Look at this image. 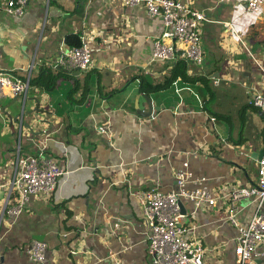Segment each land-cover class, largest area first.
Masks as SVG:
<instances>
[{
  "label": "crops",
  "instance_id": "1",
  "mask_svg": "<svg viewBox=\"0 0 264 264\" xmlns=\"http://www.w3.org/2000/svg\"><path fill=\"white\" fill-rule=\"evenodd\" d=\"M180 1L207 16L203 63L185 61L188 75L205 81L179 78L148 95L144 79L162 83L184 60L153 57L165 28L143 5L30 0L17 17L6 11L10 0H0V69L31 75L26 97L0 100V264H34L27 255L34 241L47 243V264H151L135 193L175 191L185 163L218 195L256 184L264 112L250 102L264 95V5L254 13L248 0ZM70 35L89 44L90 71L57 65ZM146 96L155 107L150 117L139 115L149 111ZM39 148L66 174L50 199L31 197L12 217L18 154L36 156ZM182 206L187 238L203 244L205 264H237L228 201L195 210L183 199ZM241 207L238 220L246 226L256 205ZM259 253L264 264V244Z\"/></svg>",
  "mask_w": 264,
  "mask_h": 264
},
{
  "label": "built area",
  "instance_id": "2",
  "mask_svg": "<svg viewBox=\"0 0 264 264\" xmlns=\"http://www.w3.org/2000/svg\"><path fill=\"white\" fill-rule=\"evenodd\" d=\"M30 0H10L6 11L22 17ZM124 7L143 5L150 17L158 18L164 25V32L155 40L153 57L163 61H174L178 56L188 63L201 66L204 60L201 28L207 21L204 12L198 11L180 0H114ZM264 0H248L247 9L257 13ZM81 46L72 47L62 53L57 64L70 71L86 72L94 66L92 50L85 39ZM219 85L218 80H214ZM31 88V75L21 76L0 69V100L11 94L26 97ZM250 106L264 112V95L256 93ZM102 133L107 132L102 129ZM66 174L64 168L47 157L42 148L35 156L18 154L15 174L10 185L9 197L15 196L16 203L8 214L18 217L25 203L31 197L50 199L56 192L60 179ZM208 179L196 178L189 170L188 163L176 173L177 189L164 193L157 189L135 193L142 205L148 228V255L151 264H205L206 249L200 241L187 238L183 224V199L190 201L195 210L215 207L219 200L228 201L227 221L238 230L235 255L237 264H263L259 248L264 244V156L258 161V178L250 187L232 186L220 195L207 186ZM189 185H194L190 188ZM1 187V186H0ZM243 202L254 203L256 211L246 226L239 223L238 215ZM48 245L34 241L27 249V255L34 264H47Z\"/></svg>",
  "mask_w": 264,
  "mask_h": 264
},
{
  "label": "trees",
  "instance_id": "3",
  "mask_svg": "<svg viewBox=\"0 0 264 264\" xmlns=\"http://www.w3.org/2000/svg\"><path fill=\"white\" fill-rule=\"evenodd\" d=\"M81 37L79 35H70L67 37L66 45L68 48L72 47H79L81 46ZM187 63L184 61H178L176 65L174 66L172 72L170 73V76L167 77L164 82L158 83L154 85V83L150 82L147 79H144L142 81V87L141 91L150 95L152 93L160 92L163 90L169 89L174 82H176L179 78L184 80L188 83H197V82H204L205 79L201 76L199 77H190L187 73Z\"/></svg>",
  "mask_w": 264,
  "mask_h": 264
},
{
  "label": "water",
  "instance_id": "4",
  "mask_svg": "<svg viewBox=\"0 0 264 264\" xmlns=\"http://www.w3.org/2000/svg\"><path fill=\"white\" fill-rule=\"evenodd\" d=\"M148 101V104H149V111L147 112H139V115L142 116V117H150L152 116L154 110H155V107H154V104H153V101L148 97L146 96L145 97ZM29 127V125H28ZM264 156V151H262L259 155V160H261V158ZM181 208L183 209V206H182V202H181Z\"/></svg>",
  "mask_w": 264,
  "mask_h": 264
}]
</instances>
